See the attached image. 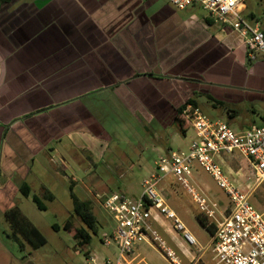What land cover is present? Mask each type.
I'll list each match as a JSON object with an SVG mask.
<instances>
[{
	"label": "crops",
	"instance_id": "1",
	"mask_svg": "<svg viewBox=\"0 0 264 264\" xmlns=\"http://www.w3.org/2000/svg\"><path fill=\"white\" fill-rule=\"evenodd\" d=\"M17 3L11 0L0 6V215L4 218L7 209L18 205L21 185H30L31 176L46 169L45 158L51 162L57 156L65 167L61 155L65 139L82 149L96 141L103 150L107 133L96 126L95 105L89 101L93 94L105 93L140 121L142 113L165 126L176 122L177 108L186 100L210 91L235 92L239 100L260 102L264 108V56L251 59L239 33L211 14L179 13L197 4L179 10L171 0ZM263 124L264 117L252 126ZM103 155L114 156L117 168L123 165L106 148ZM86 160V170H93L92 159ZM152 213L156 230L174 238L180 235L170 219L156 210ZM117 252L116 242H102V249L85 250L83 263L116 261ZM156 253L169 259L150 240L141 242L127 264H157ZM0 264H37L34 253L21 250L5 226L0 230Z\"/></svg>",
	"mask_w": 264,
	"mask_h": 264
},
{
	"label": "rangeland",
	"instance_id": "2",
	"mask_svg": "<svg viewBox=\"0 0 264 264\" xmlns=\"http://www.w3.org/2000/svg\"><path fill=\"white\" fill-rule=\"evenodd\" d=\"M32 1L38 0H18V3ZM164 1L170 3V0ZM189 12H195L202 17L210 16V13L199 4L179 11L181 15ZM251 13H254L264 25V0H246L244 15L248 16ZM208 93L215 99L224 101L225 106H215L209 101L207 93L198 94V97L195 94L201 111L209 117H217L228 122L238 132L250 128L255 123H260L264 117V108L260 102L239 100L235 92L226 91L227 95H220L215 91ZM89 101L95 105L93 113L98 123L96 126L102 127L107 133V137L104 138L106 140L102 142L103 150L96 141H93L89 149H82L74 147L68 139H65L63 142L65 148L61 151L65 159V167L59 163L57 156H54L51 162L47 157L43 164L46 169L42 168V171L35 172L30 178L32 195L41 196L42 185L54 194V200L42 199L47 209H38L32 195L29 197L21 195L17 200L19 207L47 238V243L38 249L28 247L31 253H34L37 264H84L85 250L87 248L102 249V239L111 235L117 226L114 215L104 208L102 204L104 199L100 197L122 193L132 200H137L142 194L144 179L156 170L155 162L160 157L166 156L168 151L186 150L195 137V131L191 125H187V131L183 134L178 122L165 126L159 120L149 121L142 113H139L140 121L133 116L131 110L120 105L116 98L105 93L93 94ZM235 110L237 114L230 116L229 114L233 115ZM94 134L98 136L95 132ZM105 148L115 154L123 165L117 168L112 161L114 156H102ZM86 157L92 159L93 170H86L88 169ZM217 162L229 180L234 182L240 190L248 189L247 184H251L255 171L245 156L238 151H233L230 154H222L221 158H217ZM190 184L200 197L209 198L219 209L224 210L228 207L230 199L226 192L197 162L193 164ZM70 186L81 200H93V210L97 216V232L92 233L91 243L85 250L77 245L71 230L65 228L67 223L75 228H87L74 212ZM159 186L165 203L175 212L176 217L185 225L197 243L195 245L188 243L180 233L183 230L176 229L180 235L174 238L171 234L154 228L160 234L162 241H165L166 246H171L170 249L178 254L181 264H218L212 250V235L203 227L198 217L206 220L208 225L213 226V224L202 212L194 195L170 175L164 177ZM251 202L260 209L264 208V183L256 187L251 195ZM170 220L174 225L173 219ZM54 225H58V228H54ZM3 226L8 229V221L0 215V230ZM154 244L159 247L162 245L159 241H154ZM156 262L157 264H173L161 255H157Z\"/></svg>",
	"mask_w": 264,
	"mask_h": 264
},
{
	"label": "built area",
	"instance_id": "3",
	"mask_svg": "<svg viewBox=\"0 0 264 264\" xmlns=\"http://www.w3.org/2000/svg\"><path fill=\"white\" fill-rule=\"evenodd\" d=\"M173 5L184 10L193 4L201 5L216 22L239 33L246 46L248 56L256 59L264 56V31L259 23H252L244 16L246 0H171ZM183 116L195 131V137L186 150L170 151L155 162L156 170L143 181L140 198L132 200L122 193L100 197L105 209L111 212L117 222L115 231L102 239L103 244H118L116 261L105 259L104 264H127L137 244L150 240L161 242V249L175 264H181L166 242L152 225V211L173 219L174 227L185 240L195 245V238L165 203L159 190L164 177L173 176L184 188L194 195L200 208L214 226L211 237L212 250L218 264H264V208L251 202V195L264 183V124L252 126L238 132L228 122L209 117L199 107L188 105ZM238 151L254 167L251 184L247 190H240L230 181L217 162L222 154ZM194 162L217 182L228 195L230 202L224 210L206 197H200L190 184ZM98 196V195H97ZM95 261V258H92Z\"/></svg>",
	"mask_w": 264,
	"mask_h": 264
},
{
	"label": "trees",
	"instance_id": "4",
	"mask_svg": "<svg viewBox=\"0 0 264 264\" xmlns=\"http://www.w3.org/2000/svg\"><path fill=\"white\" fill-rule=\"evenodd\" d=\"M10 1L11 0H0V6L1 4ZM245 18L252 23L261 24L259 18L254 13L245 16ZM207 97L209 101H211L215 106H225L224 101L215 99L211 94H207ZM196 98V96L190 97L188 100L185 101V103H183L177 108L176 122H178L183 134H185L187 131V125H190V123L183 116V110L188 105L199 107ZM20 191L26 197L32 195V188L28 183L22 184L20 187ZM70 191L71 198L73 201L74 212L82 220V222L86 225L87 228H75L70 223H67L65 228L67 230H71L72 236L77 241V245L79 247L86 248L91 243L92 233L97 232V216L93 210V202L91 200H81L80 198H78L73 192L72 186H70ZM54 198V194L45 187L43 188L41 196L37 194L32 195L34 203L40 210L47 209V206L45 205L42 199L54 200ZM5 219L8 221L7 233L9 237L12 238L19 245L21 250L25 251L28 247L32 249H38L39 247L47 243V238L44 236L41 230L29 219V217L23 212V210L18 205H14L6 210ZM198 220L203 225V227L209 232L210 235L214 233V226L208 225L206 220L202 218L198 217ZM54 228L57 229L58 225H54Z\"/></svg>",
	"mask_w": 264,
	"mask_h": 264
},
{
	"label": "bare ground",
	"instance_id": "5",
	"mask_svg": "<svg viewBox=\"0 0 264 264\" xmlns=\"http://www.w3.org/2000/svg\"><path fill=\"white\" fill-rule=\"evenodd\" d=\"M153 214V213H152ZM152 219H153V216H152ZM171 251L174 253V251L171 249ZM175 254V253H174Z\"/></svg>",
	"mask_w": 264,
	"mask_h": 264
}]
</instances>
